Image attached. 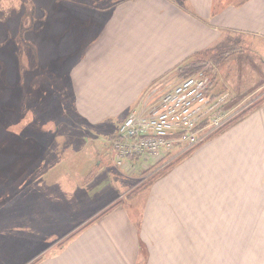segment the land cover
I'll return each instance as SVG.
<instances>
[{"label":"crops","instance_id":"0c3cea01","mask_svg":"<svg viewBox=\"0 0 264 264\" xmlns=\"http://www.w3.org/2000/svg\"><path fill=\"white\" fill-rule=\"evenodd\" d=\"M103 13L89 12L77 25L88 30L70 36L75 48L86 41L69 73L76 111L92 127L121 123L228 35L264 41V0H117ZM263 228L264 105L155 180L139 218L119 205L33 264H264Z\"/></svg>","mask_w":264,"mask_h":264},{"label":"rangeland","instance_id":"374dc122","mask_svg":"<svg viewBox=\"0 0 264 264\" xmlns=\"http://www.w3.org/2000/svg\"><path fill=\"white\" fill-rule=\"evenodd\" d=\"M8 26L11 21L1 23L0 33ZM244 41L240 35H228L216 49L185 62L205 58L206 66L197 71L211 76L212 93L230 94L225 126L212 130L193 148L174 145L158 162L155 156H137L121 165L111 144L120 124L115 116L92 127L76 111L69 73L73 60L68 66L56 60L49 67L48 58H24L25 71L20 54L10 55L0 70V264H33L57 254L79 230L93 226L119 205L139 218L146 190L155 180L247 116L227 127L239 115L263 106L264 41L255 45L251 38L246 45ZM182 71L168 74L161 81L167 83L150 99L157 100L167 88L197 72ZM142 104L133 109L145 107ZM190 165L206 171L201 163Z\"/></svg>","mask_w":264,"mask_h":264},{"label":"built area","instance_id":"2783aa9c","mask_svg":"<svg viewBox=\"0 0 264 264\" xmlns=\"http://www.w3.org/2000/svg\"><path fill=\"white\" fill-rule=\"evenodd\" d=\"M211 82V76L200 71L128 114L112 142L117 163L137 156H155L159 161L174 145L194 147L212 130L221 128L229 118L224 106L230 94L214 96Z\"/></svg>","mask_w":264,"mask_h":264},{"label":"flooded vegetation","instance_id":"af4514ba","mask_svg":"<svg viewBox=\"0 0 264 264\" xmlns=\"http://www.w3.org/2000/svg\"><path fill=\"white\" fill-rule=\"evenodd\" d=\"M115 3L117 0H0V24L11 21L16 28L12 31L8 26L0 33V70L6 68L10 55L17 54L25 71L24 58L29 57L48 58L50 67L64 54V62L69 64L86 42H79L77 48L71 46L74 30H88L87 24L86 28L77 25H84L92 11L106 17L103 12Z\"/></svg>","mask_w":264,"mask_h":264},{"label":"trees","instance_id":"16d2710c","mask_svg":"<svg viewBox=\"0 0 264 264\" xmlns=\"http://www.w3.org/2000/svg\"><path fill=\"white\" fill-rule=\"evenodd\" d=\"M207 51V50H206ZM199 54H202V53H199ZM199 54H197V55H199ZM197 55H196V57H197ZM188 61V60H187ZM186 62V61H185ZM183 63L182 65H180L177 69H176V71L177 70H183L182 72H183V74L185 73V74H187V73H193V72H195V70L197 71V70H199V69H202V68H204L205 66H206V64H207V61L205 60V58H203V59H201V58H198V59H194V60H192V61H189V62H187V63ZM195 73H198V71L197 72H195ZM191 75H194V73L193 74H190V75H187V76H185L184 78H187L188 76H191ZM216 96V95H215ZM231 101V100H230ZM230 101H228L226 104H225V106H224V108H226V107H228L229 106V102ZM259 107V106H258ZM258 107H256V108H258ZM255 107H253L251 110H247L246 112H244V113H242L241 115H239L236 119H234L230 124H228L227 125V127L228 126H230V125H232V124H234V123H236L237 121H239L241 118H243L246 114H248L249 113V111L251 112L252 110H254V109H256ZM225 126V125H224ZM223 126V127H224ZM222 127V128H223ZM227 127H225V128H227ZM221 128V129H222ZM224 128V129H225ZM220 129V130H221ZM220 130H218L215 134H217ZM207 138V137H206ZM174 164V163H173ZM161 175V174H160ZM112 210V208L111 209H108L106 212H104V214H107L108 212H110ZM104 214H102V216L104 215ZM80 231V230H79ZM78 231V232H79ZM77 232V233H78ZM76 233V234H77ZM75 234V235H76ZM74 235V236H75Z\"/></svg>","mask_w":264,"mask_h":264}]
</instances>
